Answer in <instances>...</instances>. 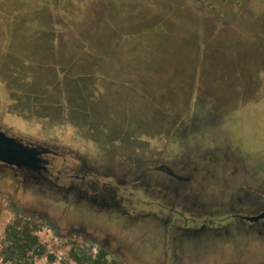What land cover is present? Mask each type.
<instances>
[{
  "label": "rangeland",
  "instance_id": "374dc122",
  "mask_svg": "<svg viewBox=\"0 0 264 264\" xmlns=\"http://www.w3.org/2000/svg\"><path fill=\"white\" fill-rule=\"evenodd\" d=\"M104 6L191 8L213 25L187 23L197 53L163 41L160 27L128 29L132 18L116 44L90 43L94 21L80 19L104 20ZM261 9L264 0H0V126L46 148L56 177L0 163V254L11 264H264V222L232 216L264 207Z\"/></svg>",
  "mask_w": 264,
  "mask_h": 264
},
{
  "label": "trees",
  "instance_id": "16d2710c",
  "mask_svg": "<svg viewBox=\"0 0 264 264\" xmlns=\"http://www.w3.org/2000/svg\"><path fill=\"white\" fill-rule=\"evenodd\" d=\"M159 3H160V1H159ZM106 6H104V9L102 12V13H104V16H103L104 20L100 19V17H98V16H97L98 19L97 18L91 19L90 16H86V15L80 19L81 22H85L86 20H88V21L92 20V21L96 22V23L93 22L91 24V25L95 24L94 27H92L88 30H85L83 38L86 41H88L90 43L98 41V43L101 42L100 44H105V43L116 44V43H112V40L110 42L108 40L113 39V34L117 33L118 30H121V26L123 28L126 25L125 23L127 21H129V19L132 18L135 20V23L132 24V27L129 26L128 29L138 28L140 30L139 32H141L145 29H149L152 27H156V28L160 27V28H162L161 35L164 36L163 41L169 40L172 37H174V40L182 38L183 40H181L182 41L181 43L184 46V47H182V50L187 51V52L192 51L194 53H197L200 51V47H199L200 44H199V42H196V40L194 42L191 41V39L189 38L191 36L186 35L187 30H190V31L193 30L192 28H190L191 26L188 27L190 24H187V23L195 24L198 22L201 23L200 21H204V24H205V22H211V25H213L212 20H209V21H207L205 19L203 20L204 17L210 18L211 15H207L206 13L200 14V13L196 12V10L195 11L193 9L191 10V8H187V9L186 8H180V9H176L174 11H168V10L166 11L161 6H159V8H154V9L147 6V7L141 8V9L133 8V9H129L127 11H124V10L117 11V8H115V10H108L106 8ZM200 9H202V8H200ZM206 11L212 12L213 10L211 8H208V9L206 8ZM38 12H39V9H38ZM170 12H172V13H170ZM214 12H216V11H214ZM219 13L222 16V13L221 12H219ZM229 13L231 16L228 18L230 19L232 17V15L235 13L232 11H229ZM248 13L249 12H247V10L244 9L242 17H246V15ZM253 18L257 19V20H263L264 19V13L256 14L253 16ZM51 20H52V17H51ZM144 21L149 22L150 26L141 29V27H138V26H140L142 24V22H144ZM246 22L247 21L245 20V21L240 22V23H246ZM251 22L254 23V21H251ZM46 24L51 25L49 21L46 22ZM126 27H127V25H126ZM211 30H212L211 34L212 33L214 34V31L216 29L213 28ZM76 31L78 33L77 29H76ZM181 35H183V36H181ZM129 36H124L123 41H125V39ZM229 36L232 37L231 34H228V31H226L225 38L230 39V38H228ZM103 42H105V43H103ZM115 46H116L117 52H118V50H120L122 52L126 51L125 49H129L131 47L130 46L129 48H124V47L118 48V45H115ZM132 46H134V45H132ZM261 49L263 51L264 47H262ZM202 52L205 54V56L211 55L210 51L205 52L204 50H202ZM10 229H11V226H10ZM9 233H12L10 235V237L13 239L15 238V240L17 242L20 240L19 238H17V233L14 230H12V231L10 230ZM28 241L31 244H33V243H35V238L32 240H28ZM104 256H105V251L100 248L98 251V258H100V257L103 258ZM92 264H99L98 259H96Z\"/></svg>",
  "mask_w": 264,
  "mask_h": 264
},
{
  "label": "water",
  "instance_id": "95a60500",
  "mask_svg": "<svg viewBox=\"0 0 264 264\" xmlns=\"http://www.w3.org/2000/svg\"><path fill=\"white\" fill-rule=\"evenodd\" d=\"M47 149L31 142H25L19 137L10 134L0 126V163L41 174L44 170L42 163L46 162L40 155ZM48 174V172H46ZM264 216L260 214L248 219L255 220Z\"/></svg>",
  "mask_w": 264,
  "mask_h": 264
},
{
  "label": "flooded vegetation",
  "instance_id": "af4514ba",
  "mask_svg": "<svg viewBox=\"0 0 264 264\" xmlns=\"http://www.w3.org/2000/svg\"><path fill=\"white\" fill-rule=\"evenodd\" d=\"M17 137V136H16ZM46 149V148H45ZM47 154L49 155V151L47 150L46 152H43L40 156L46 160V162L42 163L43 166L45 167L44 170L45 171H42L41 174H46V172H48L49 175H51L52 177H54L56 179V177L54 176V173L52 172V170L50 169V166H49V156H47ZM47 156V157H46ZM12 168H15V167H12ZM15 169H18V168H15ZM19 170H23V169H19ZM59 173V171H57ZM176 176V175H175ZM68 178L69 180H77V181H80L81 179H83V176H80V175H68ZM180 179H182V177H178ZM247 188H249V186H246ZM256 193L259 194L260 198L262 199V194L261 192H258L256 191ZM171 210H173L174 208H170ZM228 214V213H227ZM262 215L264 214V207L262 208V205L259 206V209L258 211H255L254 213H250V214H240V213H232V216L233 217H240L242 220H245V221H248V222H264V216L260 217V218H257L255 220H250L248 218L250 217H255V216H258V215ZM226 215V214H224ZM58 228V226L55 227V229ZM105 242V241H104ZM106 244L108 243V241L105 242Z\"/></svg>",
  "mask_w": 264,
  "mask_h": 264
},
{
  "label": "built area",
  "instance_id": "2783aa9c",
  "mask_svg": "<svg viewBox=\"0 0 264 264\" xmlns=\"http://www.w3.org/2000/svg\"><path fill=\"white\" fill-rule=\"evenodd\" d=\"M0 264H11L9 261H7L3 255L0 254Z\"/></svg>",
  "mask_w": 264,
  "mask_h": 264
},
{
  "label": "crops",
  "instance_id": "0c3cea01",
  "mask_svg": "<svg viewBox=\"0 0 264 264\" xmlns=\"http://www.w3.org/2000/svg\"><path fill=\"white\" fill-rule=\"evenodd\" d=\"M244 7H246V5ZM207 9H208V7H207ZM245 9L247 10V12L251 13V9L248 8V6ZM243 11H244V9H243ZM261 11H262V9L259 11L258 14H262L263 12H261Z\"/></svg>",
  "mask_w": 264,
  "mask_h": 264
}]
</instances>
